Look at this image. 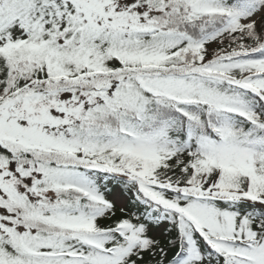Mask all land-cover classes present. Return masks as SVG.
<instances>
[{
  "label": "snow or ice",
  "instance_id": "snow-or-ice-1",
  "mask_svg": "<svg viewBox=\"0 0 264 264\" xmlns=\"http://www.w3.org/2000/svg\"><path fill=\"white\" fill-rule=\"evenodd\" d=\"M0 264H264V0H0Z\"/></svg>",
  "mask_w": 264,
  "mask_h": 264
}]
</instances>
